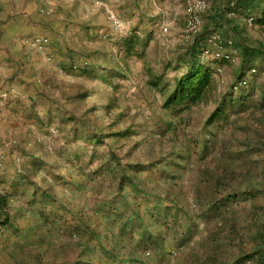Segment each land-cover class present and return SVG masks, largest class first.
<instances>
[{
    "label": "rangeland",
    "instance_id": "rangeland-1",
    "mask_svg": "<svg viewBox=\"0 0 264 264\" xmlns=\"http://www.w3.org/2000/svg\"><path fill=\"white\" fill-rule=\"evenodd\" d=\"M101 1V7H108L129 26L117 13L118 6ZM207 1L210 13L217 0ZM175 4L186 14L179 12L175 21L168 15L147 19L148 26L134 34L135 47L128 55L124 53L122 65H109L105 71L98 65L90 70L78 90L71 87L65 92L69 94L63 103L64 113L42 120L46 128L36 142L47 147L44 157L50 165L46 168L45 198L63 203L65 212H41V219L45 223L47 218L52 228L56 223L64 225L66 239L54 241L43 247L44 251L36 243L26 255L18 256L22 260L10 259L8 264L29 260L27 264H68L89 256L98 258L97 264H139L126 257L137 246L131 245L129 251L121 241L132 243L138 232L145 231L165 241L167 249H163L170 262L172 251H178L180 264H226L263 244L264 111L238 116L233 125H204L216 106L218 92L235 83L240 59L203 58L209 47L206 42L200 61L212 66L217 92L209 101L182 113L163 107L161 92L151 85L157 77L162 83L173 84L186 70V49L196 38L185 36L187 0H175ZM55 12L51 6L47 15ZM107 14L113 24L110 11ZM97 25L108 27L107 23ZM163 25L169 26L167 32ZM244 28L251 42H264V31L254 20H248ZM254 66L252 77L257 85H264V59H256ZM245 140L249 146L243 145ZM17 142L13 139L11 144ZM0 151L6 160L7 152ZM116 209L123 213L117 215ZM131 213L143 220L127 228L123 221ZM29 221L33 222L32 218ZM72 221L94 238L85 243L80 233L73 235ZM101 246L109 253L104 254ZM143 247L148 253L140 263L164 264L155 261L156 248ZM38 252L42 257L36 260ZM208 256L212 257L210 263ZM0 264L6 263L0 260Z\"/></svg>",
    "mask_w": 264,
    "mask_h": 264
},
{
    "label": "crops",
    "instance_id": "crops-1",
    "mask_svg": "<svg viewBox=\"0 0 264 264\" xmlns=\"http://www.w3.org/2000/svg\"><path fill=\"white\" fill-rule=\"evenodd\" d=\"M107 1L111 7H119L115 8L117 13L129 24L126 34L115 31L108 20V7L104 9L94 0H0V149L7 152L0 171V194L7 196L9 217L8 223L0 225V260L6 264L12 254H18L17 245L26 246L33 238L45 240V246L66 239L64 225L54 224L57 230L54 238V228L48 219L45 218V223L41 219V212L60 215L65 212L63 203L45 198L49 182L46 168L50 165L47 166L48 159L44 157L47 147L36 142L46 128L42 120L53 113H64L63 103L69 94L65 92L71 87L78 90L90 70L98 65L101 71L118 62L122 65L123 57L129 54L128 39L140 34L139 28L148 26L147 19H164L168 15L175 21L179 12L186 14L175 0ZM51 6L56 12L49 16ZM99 23H107L108 27L101 28ZM136 25L139 27L133 32ZM39 34L50 39L45 51L27 42ZM48 56L53 58L50 60ZM13 139L18 144H11ZM116 211L117 215L123 213L121 209ZM139 216L131 213L123 223L127 228L136 222L142 223ZM29 217L33 222L30 223ZM69 224L74 229L78 222ZM143 233L138 232L132 243L121 241L129 251L131 245L137 246L126 253L128 259L143 264L140 261L148 253H144L143 246L147 245L156 248L155 261L180 264L179 252L172 255L170 262L164 250L167 249L165 241ZM207 258L210 263L212 257Z\"/></svg>",
    "mask_w": 264,
    "mask_h": 264
},
{
    "label": "trees",
    "instance_id": "trees-1",
    "mask_svg": "<svg viewBox=\"0 0 264 264\" xmlns=\"http://www.w3.org/2000/svg\"><path fill=\"white\" fill-rule=\"evenodd\" d=\"M231 12H235L236 15H230ZM251 16L254 17L256 24L264 31V0H217L210 13L209 11L204 13L203 27L186 49V70L174 80L172 85L167 82L162 83L161 77H157L151 82L152 87L161 92L163 96V107L172 110L174 113H182L187 109L209 101L217 92V83L212 66L200 61V53L205 47L208 36L217 32L221 36V44L223 46L237 51L236 58L240 59V66L236 81L231 88L218 92L216 106L206 117L204 125L206 127L215 124L220 127L226 124L233 125L238 122V116H242L245 113L257 115L264 111V85H257L256 80L252 77L256 72L254 61L258 58L264 59V42L254 41L253 43L249 39L244 27L248 24V19ZM134 38L135 35L128 39L129 53L135 47ZM210 140L211 142L215 141L214 139H209L208 142ZM243 143V145L249 146L250 142L245 140ZM128 179L130 182L134 180L131 176ZM7 208V196L0 194V225L9 222L6 212ZM83 227L76 224L73 229L76 233L73 235L76 236L80 233V239L86 243L87 240L94 238V236H92V233L87 234V232L83 231ZM56 232L57 230L54 228L53 237L56 236ZM263 236L262 238L264 239ZM69 239L73 238L69 236ZM34 241L35 243L32 245L30 243L26 246L17 245L18 254H12L11 258L18 261L22 260L18 256L26 255L31 246L35 245L34 247H37L36 243H39L38 247L44 251L45 240L36 239ZM262 242L263 244L257 246L252 252L238 256L231 264H244L247 261H253L255 264H264V240ZM63 247L67 248L68 246ZM101 250L104 254L109 253L106 247L101 246ZM38 253L34 256L36 260L42 257V254ZM97 261L98 258L94 259L89 256L85 260L78 258L68 264H97ZM27 263H31V261L22 262V264Z\"/></svg>",
    "mask_w": 264,
    "mask_h": 264
},
{
    "label": "built area",
    "instance_id": "built-area-1",
    "mask_svg": "<svg viewBox=\"0 0 264 264\" xmlns=\"http://www.w3.org/2000/svg\"><path fill=\"white\" fill-rule=\"evenodd\" d=\"M100 4H104L101 0H96ZM188 2V23L187 28L185 31L186 39H192L194 37H197L198 33L201 31L203 27V16L206 10L208 9V1L207 0H187ZM230 15L235 16V12H231ZM110 18L112 20V23L115 27V29L120 34H126L127 27L124 24L123 20L118 17L113 11L110 10ZM250 22L254 20V17H249L248 19ZM162 30L164 32H167L169 30L168 25H163ZM29 45L32 47L40 50L45 51L47 46L50 43V39L46 36H36L31 39H28L27 41ZM207 43L209 47L204 49L203 51V58L211 56L216 60H226V61H234L236 60L237 51L225 47L221 44V36L219 33L215 32L208 36ZM231 43V42H230ZM48 58L51 60L52 57L48 56ZM5 165V157L3 153L0 151V171L3 169ZM174 255L178 253V251L173 250L172 251Z\"/></svg>",
    "mask_w": 264,
    "mask_h": 264
}]
</instances>
